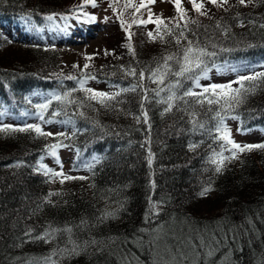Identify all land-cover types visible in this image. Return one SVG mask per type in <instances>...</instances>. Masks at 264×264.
I'll return each mask as SVG.
<instances>
[{"label":"trees","instance_id":"1","mask_svg":"<svg viewBox=\"0 0 264 264\" xmlns=\"http://www.w3.org/2000/svg\"><path fill=\"white\" fill-rule=\"evenodd\" d=\"M80 2L0 0V112L4 113L0 127L9 118L11 125L22 127L36 112L35 94L59 90L61 97L71 93L69 99L76 102L54 101L45 115L62 126L67 139L39 137L31 131L0 132V264H43L54 251L56 264H264V149L242 153L221 173H214L207 158L217 144L204 129L193 130L187 105L178 102L179 110L174 107L161 115L165 105L156 100L167 93L155 96L152 90L157 85L147 79L141 82L149 96L143 109L140 88L121 92L109 108L89 101V93L76 80L66 79L62 67L51 66L57 58L53 41L59 36L51 31L53 20L46 19L53 15L86 22L87 17L78 20L74 14ZM126 2L119 0L116 7ZM229 5L227 11L205 5L207 11L219 12L210 19L187 17L197 23H189L192 31L186 35L216 53L206 58L209 64L264 63V0L247 7L229 0ZM93 9L89 6L85 11L93 14ZM26 16L31 17L27 24ZM115 19L121 24L113 14L111 20ZM134 27L135 58L126 47L127 33L124 41L116 36L109 39L104 50L114 55L100 52L99 58L110 62L88 69L96 79L88 80L87 86L112 89L109 93L131 88L138 80L125 70L154 68L164 55L178 50L171 36L165 37L168 43L143 40L145 35L133 41L141 33L139 26ZM71 76L83 79L84 74ZM190 84L185 81V87ZM244 84L254 87V92L230 113L238 119L225 120L233 122L235 131L243 128V133L237 131L241 135L254 126L264 127V80ZM193 107L196 120L206 128L216 123L214 112L206 111L209 106L193 103ZM210 107L218 109L215 104ZM68 120L71 123H63ZM58 140L68 145L70 155H77L76 167L87 160L91 166L86 179L73 180L61 190L53 189L54 177L44 175L40 167L55 161L45 146ZM201 141L190 150V144ZM208 185L212 191L201 197L199 192ZM66 228L71 232L63 231ZM52 229L61 231L47 240L36 239ZM213 236L221 243L216 244ZM201 239L215 248L212 256L206 255L207 248L198 252L192 247ZM75 245H79L77 253L70 254L67 250ZM183 254L186 259L181 261Z\"/></svg>","mask_w":264,"mask_h":264},{"label":"snow or ice","instance_id":"2","mask_svg":"<svg viewBox=\"0 0 264 264\" xmlns=\"http://www.w3.org/2000/svg\"><path fill=\"white\" fill-rule=\"evenodd\" d=\"M164 2V0H161ZM170 3L173 4L174 9L177 13L176 17H171L167 21L161 15H155L152 12L150 5L156 3V0H140V4L136 5L132 3V0H127V2L123 5V10H120L116 7V4L119 3V0H109L108 7L112 9L113 14L120 19L121 27L127 32L126 39L128 41L126 47L129 52L132 54L133 58H135V49L131 43V38L133 33L129 31L131 25H126V22L122 19L124 16L125 10L133 9V24L137 26H145L148 23H153L155 28L149 30L147 32V36L150 40L155 41L157 38L164 43H168L165 39L166 36L173 37V41L177 46V51L173 53H169L164 55L159 61H157L156 67L148 66L144 69H140L137 71L135 68L127 69L126 74L137 77L138 83L133 85L131 88H123L119 91H115L113 93H105L101 91H95L91 88H85V84L88 80H95L96 77L88 72L90 65L85 63L83 68L81 69V73L84 74L83 79H79L75 76H67L66 79L76 80L80 85V88L83 89L86 93H89L87 99L89 101L95 100L105 108L112 107L111 101L116 100V97L121 94V92H129L136 91L137 88L142 89L143 95L141 96V108L143 109V103L149 100L148 90L144 88L142 81L145 79L157 85L156 89H153L155 96L159 97L161 92H166L167 95L161 97L159 100H156V103L163 104L165 107L161 115L165 113H169L173 110V108H177L178 110L181 107V102L184 105H187L188 108L185 109L187 115L190 118V122L192 124L193 130L199 128L204 129L207 134L211 137L212 143L217 144L216 148H212V145L209 144V147L212 148L211 154L208 156V162L214 165V173H221L226 163H229L233 160L239 158V155L245 152H251L255 149H264V143L260 144H244L241 145L237 143L231 137V130L225 124L226 118L238 119V116L230 115L231 112L235 111L237 107L242 105L247 96L254 92L253 88H248L245 86V81H256V80H264V72L253 73L252 75L241 74L239 78L235 81H229L226 84H215L211 83L208 85H202L200 83L201 79H209L208 73L212 71L213 68L219 71H232L238 72L239 68L235 66L228 65L227 68L224 66H217L214 62L209 64L207 57L215 56V52H209L205 47H201L199 41L197 39H190L187 32L192 31L189 28V23L196 24V20H189L187 18V10L182 7L183 0H169ZM188 3L192 5V10L202 16H207L208 12L205 10L206 3H211L218 8H222L224 11H227L228 8L225 5H229V0H188ZM237 3L241 6L247 7L249 5H253L255 0H237ZM96 8L98 7L97 0H81L80 4L75 6V16L79 20L80 16L87 17L89 22H94L96 20V16L94 14L88 13L85 11L87 7ZM230 7H234L235 5H229ZM145 9L148 13V19L145 21L138 17L137 14L141 13V10ZM107 10V9H106ZM155 16V19L153 17ZM24 22L27 24L30 20V16H26L23 18ZM47 20L51 21L54 19L53 15H49L46 17ZM62 19H67L66 16H62ZM108 18L105 17V20ZM171 25V26H170ZM241 26L243 24L241 23ZM219 27V24H217ZM264 27V24L261 25ZM155 33V35H154ZM193 37L196 36V33L192 32ZM215 47V45H213ZM105 56L114 55V52H109L107 49L104 50ZM86 60H92V56L85 57ZM73 67H79L78 65H73ZM170 77L174 79H169ZM185 81H191V84L188 87H185ZM233 83L239 85L237 88H233ZM117 87L116 85L113 86ZM196 89H199L197 91ZM75 91V89H73ZM71 93H66L64 97L56 95L54 99L56 101L66 100L69 104H75L74 100L69 99ZM192 97L194 98L193 103L195 105H199L201 107H205V105L209 106L206 108V111L214 112V116L212 119L216 120V123L209 128L205 127V124L196 120L197 112L193 107V103H190L186 98ZM117 103H122V101H116ZM51 100H48L45 103L37 104L35 107L38 109L37 116L40 121L44 123H52L51 120H46L44 113L49 108ZM83 104V101H81ZM218 105V109H213L211 105ZM191 109V110H189ZM55 115H59L58 112L54 113ZM144 122L147 123L148 116L147 112L143 113ZM0 115H4L3 112H0ZM23 115H28V113H23ZM79 115H83L82 112ZM139 117L137 120L139 121ZM63 123H71V120L64 121ZM34 132L39 137H52L54 140L56 138L63 136L64 138H68L67 133L60 132H52V131H44L40 124H25L22 127H13L11 125H3L0 127V132ZM238 132L243 133V128H238ZM198 142L196 144H190V150H195L199 146ZM61 147H68V145L62 144V142H55L50 146H45V151L49 152V154L57 160V163L60 164V170L56 171L53 169H49L43 164L40 165L41 168L44 169V175L51 177H59L60 182L64 183L65 181L70 180H84L86 177L84 176H72L70 174H65L62 170V163L59 161L57 156V149ZM228 153V155H225ZM19 165H17L18 167ZM91 167V166H89ZM212 191L211 185L205 186L199 192L201 197L207 196L208 193ZM55 195V193H50L49 196ZM51 203V201H48ZM111 215V214H109ZM51 227V226H50ZM61 231L60 229H52L50 232L46 231L44 236H38L36 239H45L52 237L55 232ZM63 231L71 232L70 228L63 229ZM213 240L216 244L221 243L220 240L216 239L213 236ZM95 243V241H93ZM198 252L203 248H207L208 251L206 253L207 256H212L215 248L209 244H205L203 239L198 244H193ZM79 245H75L73 248L68 249L70 254L77 253V249ZM64 251V250H61ZM57 253L54 251L52 255L49 257H45L43 264H56V261L52 260V256ZM186 259V254L181 256V261ZM177 264H180V261H177Z\"/></svg>","mask_w":264,"mask_h":264},{"label":"rangeland","instance_id":"3","mask_svg":"<svg viewBox=\"0 0 264 264\" xmlns=\"http://www.w3.org/2000/svg\"><path fill=\"white\" fill-rule=\"evenodd\" d=\"M69 1H71L72 3L74 0H69ZM107 3H109V0H97L98 7L93 9V14L96 16V20H97L96 24L91 25V26H83L81 28H76L73 30L74 34L73 32L67 33L65 36L63 34L62 42H66L67 38H70L72 42L67 43V44H64L62 42L60 43L59 41L54 42V44L57 45V49H56L57 54L55 55L57 56V58L55 60H51L52 67L55 65L60 66L64 69V72H66L68 76H71L72 74L74 75V74L81 72V69L83 68L85 63H88L90 65L89 68L91 67L95 68V67H98L100 64L110 62V60L107 61L105 59L104 60L100 59L99 58L100 52H102L104 48L107 46L108 41H110L109 39L113 40L115 36L117 38H121L124 41L122 36H125V33L127 32L121 27V24H119V21H117V19L111 20V18H113V13H112V10L109 9ZM133 4L139 5L140 0H135ZM207 4H210V3H206V6ZM150 7L152 9V12L155 15L158 16L162 14L165 21H167L171 17L177 16L174 6L172 3L169 2V0H164V2H161V0H156V3L153 5H150ZM182 7L187 10V17H193V16L197 17V15H199L192 9H191L192 11L188 10L189 8L186 5V0H183ZM190 8H192V6H190ZM120 10H123V6L120 7ZM207 12L210 13L209 16L208 15L204 16L207 19H210L211 17H213L215 13H219L218 11L214 9L213 10L209 9ZM137 15L139 18L145 21L148 19V13H147V10L145 9H142L141 13ZM199 16L203 17L202 15H199ZM105 17H107L108 19L105 20ZM122 19L126 22V25H131V29L129 31L131 33H134L135 24L132 23L133 9L125 10V13ZM153 19H155V16L153 17ZM154 28H155V25L153 23H148L146 27L139 26L138 29L140 30L141 33L140 34L136 33L135 34L136 36L135 35L133 36L134 37L133 41L135 37H137L138 39H141L144 35L145 37L143 38V40L144 39L150 40L147 36V32ZM78 32H80L81 34L78 35ZM146 44L148 45L149 43H146ZM87 56H92L93 59L86 60L85 57ZM73 65H78L79 67H73ZM85 85H87V83ZM91 89L104 91L107 93L112 91V89L108 90V89H100V88H94V87H91ZM39 95L40 94L34 95L33 100L35 102H37L38 104H42L48 101L47 98L42 99V97H40ZM37 119H38V116H35V114L34 115L30 114L29 120L27 121V123L36 124ZM226 125L231 130L232 139L235 140L237 143H240L241 145L264 143V127H254L251 129V131L248 134L241 136L238 134L237 131L234 130L235 125L233 124V122L229 121L228 123H226ZM42 129L44 131H52V132L63 131L61 128L54 127L53 125H44ZM56 151H57V156L59 158V161L63 165L62 170L65 174H70L72 176H77V177L84 176L87 178V175L85 176L83 173H85L86 169L88 168V164L85 165L82 169V172H80L73 164L76 158L75 154L70 155V151H68L64 147H61L57 149ZM46 167L49 169L56 170V171L60 170V164L57 165V163L52 162V161H49ZM53 180L55 182V186H52V187L53 189H58V190L63 189L65 185L73 181V180H70V181H65L64 183H61L59 177H54Z\"/></svg>","mask_w":264,"mask_h":264},{"label":"bare ground","instance_id":"4","mask_svg":"<svg viewBox=\"0 0 264 264\" xmlns=\"http://www.w3.org/2000/svg\"><path fill=\"white\" fill-rule=\"evenodd\" d=\"M230 77V76H229Z\"/></svg>","mask_w":264,"mask_h":264}]
</instances>
